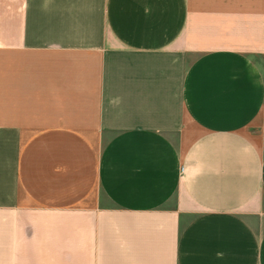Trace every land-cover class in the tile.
Segmentation results:
<instances>
[{"label": "crops", "instance_id": "crops-1", "mask_svg": "<svg viewBox=\"0 0 264 264\" xmlns=\"http://www.w3.org/2000/svg\"><path fill=\"white\" fill-rule=\"evenodd\" d=\"M0 264H264V0H0Z\"/></svg>", "mask_w": 264, "mask_h": 264}]
</instances>
